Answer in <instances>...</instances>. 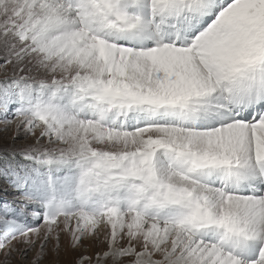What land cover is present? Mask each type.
<instances>
[{
  "label": "snow or ice",
  "instance_id": "6c2138e0",
  "mask_svg": "<svg viewBox=\"0 0 264 264\" xmlns=\"http://www.w3.org/2000/svg\"><path fill=\"white\" fill-rule=\"evenodd\" d=\"M0 69L6 257L264 264V0H0Z\"/></svg>",
  "mask_w": 264,
  "mask_h": 264
},
{
  "label": "rangeland",
  "instance_id": "374dc122",
  "mask_svg": "<svg viewBox=\"0 0 264 264\" xmlns=\"http://www.w3.org/2000/svg\"><path fill=\"white\" fill-rule=\"evenodd\" d=\"M4 74L5 73L3 70L0 69V78H2ZM11 135V129H9L7 133H3V144L8 145L14 143L11 140ZM15 143L21 144L24 143V141L18 140L15 141ZM53 243L54 242H49L46 249V254L41 260H39L38 264H75L80 253L87 252V254H94L104 247V245L99 243H86L85 247L73 251L69 248L68 239L62 236L60 241V249L58 252H56L53 250ZM24 247L25 245L23 244L17 245L13 250L12 255L7 257L4 255V253L0 252V264H34V260L38 251V245L36 247H32L26 255H22L20 249Z\"/></svg>",
  "mask_w": 264,
  "mask_h": 264
}]
</instances>
